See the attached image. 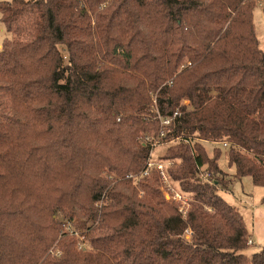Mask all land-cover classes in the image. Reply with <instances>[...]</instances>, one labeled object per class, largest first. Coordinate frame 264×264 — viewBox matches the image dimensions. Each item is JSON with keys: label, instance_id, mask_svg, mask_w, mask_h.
I'll use <instances>...</instances> for the list:
<instances>
[{"label": "trees", "instance_id": "obj_1", "mask_svg": "<svg viewBox=\"0 0 264 264\" xmlns=\"http://www.w3.org/2000/svg\"><path fill=\"white\" fill-rule=\"evenodd\" d=\"M258 0H11L0 50V264H264V247L219 190L232 183L204 143L227 144L234 179L264 187V52ZM30 38L29 41L24 38ZM14 38H18L15 40ZM186 218L157 168L159 133ZM178 115L175 117V113ZM210 181L199 180L201 170ZM211 208L212 213L206 211ZM87 223L92 250L62 238ZM84 220V221H83ZM86 220V221H85ZM190 235V237H189Z\"/></svg>", "mask_w": 264, "mask_h": 264}, {"label": "rangeland", "instance_id": "obj_2", "mask_svg": "<svg viewBox=\"0 0 264 264\" xmlns=\"http://www.w3.org/2000/svg\"><path fill=\"white\" fill-rule=\"evenodd\" d=\"M11 0H0V2H10ZM264 0H258L257 8L254 11V25L255 31L257 34V38L260 43V47L264 52V6L262 5ZM7 38H12L5 29V26L1 22V13H0V46L4 43ZM18 40V38H14ZM24 40L29 41L30 38L26 37ZM1 50V49H0ZM152 98H156L153 95ZM8 111L7 100H4L3 103H0V113H6ZM150 114L154 116L153 112V99L152 104L150 106ZM161 123V122H160ZM162 124H160V130L162 129ZM164 127V126H163ZM165 129V128H163ZM159 134V133H157ZM156 133L148 134L149 141L145 139L147 135L141 138V142H153V145L157 144V147L153 146V150L150 152V156L152 157L153 162L156 164H160L163 166V171L166 174L167 181L164 179V185L162 186V191L165 194L167 200L173 199L177 194L176 189L173 184L169 180V176L167 173L168 167L173 165L172 161H167V155L169 148L172 147L177 141H172L171 139H161L158 137ZM204 146L207 149V152L210 156H213V151L216 148H222L223 154L219 161L220 168L223 170L226 179L229 180L232 185L227 186L226 189L221 188L219 190V194L221 197L228 202L230 205L236 207L244 217L247 228L252 235V243L251 246L243 252L246 256H252L259 249L264 247V187H255L252 184V180L250 177H244L241 181L234 179L233 168L228 167V159H227V148L223 146V144L219 143H204ZM147 147V146H146ZM157 168L154 166L152 169ZM158 169V168H157ZM205 169L201 170L199 174V180L210 181V174ZM162 174V173H161ZM130 178L133 180H139L142 178L140 175H132ZM163 178V175H162ZM175 189V190H174ZM182 201L174 200L179 206L180 213L184 218L187 217L188 212L190 211L191 204L193 203V198L190 195L182 194ZM169 198V199H168ZM206 211L212 213L213 210L211 208H206ZM57 222L61 225L60 238L55 243L54 247L50 251L51 254L55 256H60L61 251L59 250L58 244L60 240L64 237L67 240H74L76 242L77 250H92V245L90 243L89 238V228L92 224L87 223L85 229H80L76 227V221L74 224H71L68 220H66L60 213L56 216ZM84 221V220H83ZM86 221V220H85ZM190 237V235H189ZM254 243V244H253Z\"/></svg>", "mask_w": 264, "mask_h": 264}, {"label": "built area", "instance_id": "obj_3", "mask_svg": "<svg viewBox=\"0 0 264 264\" xmlns=\"http://www.w3.org/2000/svg\"><path fill=\"white\" fill-rule=\"evenodd\" d=\"M262 5L264 6V3H262ZM154 115H155V118L160 120L161 124L164 126H162V129L160 130L158 137H161V139H164V138H167V128L171 125L172 121H173V118H163L161 116V113H160V110H159V107H158V103H157V98H153V112H152ZM176 115H178V112L175 113V117ZM165 128V129H163ZM145 139L147 141H149V138H148V135L147 137H145ZM143 145L144 146H149L150 148V152L154 149L153 146L157 147V144L153 145V142H143ZM224 147H227V144H223ZM156 166L158 168V170L161 171L162 175H163V179L165 181H167V177H166V174L165 172L163 171V166L160 165V164H156L155 162H153L152 160V157L149 155V159H148V163H147V167H146V170L141 174L142 177H145L147 175L150 174L152 168ZM131 177V176H130ZM175 190V189H174ZM176 191V190H175ZM174 200L176 201H182V194L177 191V194L175 197H172ZM250 243H252V241H250Z\"/></svg>", "mask_w": 264, "mask_h": 264}, {"label": "crops", "instance_id": "obj_4", "mask_svg": "<svg viewBox=\"0 0 264 264\" xmlns=\"http://www.w3.org/2000/svg\"><path fill=\"white\" fill-rule=\"evenodd\" d=\"M2 48V46H0V49ZM254 244V243H253Z\"/></svg>", "mask_w": 264, "mask_h": 264}, {"label": "water", "instance_id": "obj_5", "mask_svg": "<svg viewBox=\"0 0 264 264\" xmlns=\"http://www.w3.org/2000/svg\"><path fill=\"white\" fill-rule=\"evenodd\" d=\"M169 199V198H168Z\"/></svg>", "mask_w": 264, "mask_h": 264}]
</instances>
